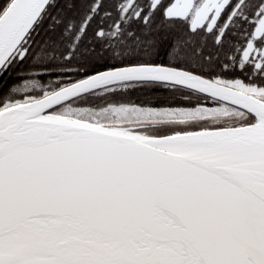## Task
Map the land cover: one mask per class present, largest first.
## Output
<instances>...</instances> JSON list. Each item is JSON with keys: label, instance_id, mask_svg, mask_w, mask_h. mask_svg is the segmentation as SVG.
Here are the masks:
<instances>
[{"label": "snow or ice", "instance_id": "snow-or-ice-1", "mask_svg": "<svg viewBox=\"0 0 264 264\" xmlns=\"http://www.w3.org/2000/svg\"><path fill=\"white\" fill-rule=\"evenodd\" d=\"M0 264H264V0H0Z\"/></svg>", "mask_w": 264, "mask_h": 264}]
</instances>
